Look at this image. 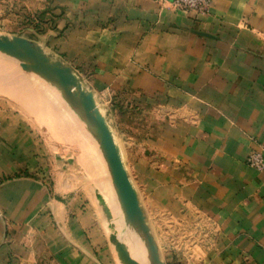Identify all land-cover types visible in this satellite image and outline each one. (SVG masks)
Here are the masks:
<instances>
[{
	"label": "crops",
	"instance_id": "crops-1",
	"mask_svg": "<svg viewBox=\"0 0 264 264\" xmlns=\"http://www.w3.org/2000/svg\"><path fill=\"white\" fill-rule=\"evenodd\" d=\"M0 13L104 106L166 263L264 264V173L245 163L264 157V0H212L205 16L158 0H0ZM36 139L0 99V264H114L84 189L43 173Z\"/></svg>",
	"mask_w": 264,
	"mask_h": 264
},
{
	"label": "water",
	"instance_id": "water-1",
	"mask_svg": "<svg viewBox=\"0 0 264 264\" xmlns=\"http://www.w3.org/2000/svg\"><path fill=\"white\" fill-rule=\"evenodd\" d=\"M0 55L6 57L22 72L30 73L49 85L73 116L87 129L103 159L120 207L123 229H130L136 235L151 259V264H166L161 260L159 247L142 211L111 127L101 113L93 92L83 85L70 66L25 38L0 34ZM95 198L107 223L105 233L108 243L119 262L141 264L133 258L115 230L113 216L103 196L95 192Z\"/></svg>",
	"mask_w": 264,
	"mask_h": 264
},
{
	"label": "rangeland",
	"instance_id": "rangeland-1",
	"mask_svg": "<svg viewBox=\"0 0 264 264\" xmlns=\"http://www.w3.org/2000/svg\"><path fill=\"white\" fill-rule=\"evenodd\" d=\"M13 22L8 19L7 15L0 13V34L14 36L13 34L17 32L12 27L16 24H13ZM23 23L21 22V24ZM49 54L54 57L57 56L56 53L49 52ZM83 85L88 86L86 83H83ZM0 99L15 110L17 115L27 121L29 126L33 128L37 139L41 141L42 148L48 151L46 155L48 162L47 164L42 163L41 167L43 173L47 172L49 174L50 171L53 173L55 169H58L56 167H60L58 172L61 171L65 175L75 176V180H78L81 185L80 189H84L87 202L97 211L99 225L103 228L106 236L107 223L95 198V192H99L101 195L102 193L93 179L94 173L98 174L104 185L106 184L105 187L109 195L116 201L120 215L121 211L113 193L103 159L87 129L73 116L49 85L30 73L22 72L2 55H0ZM96 102L101 113L105 116L104 106L97 99ZM114 139L118 145L115 137ZM81 140L84 142H81ZM84 149L86 152L81 151ZM130 180L132 181V179ZM46 182L48 183V181ZM127 236L131 245L136 248L138 244L136 235L128 229ZM108 245L113 254L114 264H121L109 243ZM141 246L143 247V245ZM143 249L145 250L144 247ZM160 255L161 260L166 263L164 251H161ZM148 259L151 260L149 257Z\"/></svg>",
	"mask_w": 264,
	"mask_h": 264
},
{
	"label": "bare ground",
	"instance_id": "bare-ground-1",
	"mask_svg": "<svg viewBox=\"0 0 264 264\" xmlns=\"http://www.w3.org/2000/svg\"><path fill=\"white\" fill-rule=\"evenodd\" d=\"M81 142H84V141L81 140ZM82 144H81V146H82ZM83 146H85V145L83 144ZM85 149L81 150V151L86 152ZM86 150H88V149H86ZM89 153H90V151H89ZM96 169H97V165H96ZM99 171H100V169H99ZM100 173H101V171H100ZM93 179L95 180L96 184L98 185V187L100 189V192L102 193V196L105 199V202H106L109 210L111 211V214L113 216L112 221H113V224L115 226V230L117 231L118 234H120V237L122 238L123 242L126 244V246L128 247L129 251L134 256L133 258H135L141 264H151L149 259H148V257H147V254H146L145 250L141 246L142 244L140 243L139 239H138V244H137L136 248L131 245V242L128 239V236H127L128 229H123V221H122V217H121L120 213L118 212L119 211L118 210V206H117L116 201L114 200V198H112L109 195V192L107 191V189L105 187L106 184L105 185L103 184L101 178L96 173L93 174Z\"/></svg>",
	"mask_w": 264,
	"mask_h": 264
},
{
	"label": "built area",
	"instance_id": "built-area-1",
	"mask_svg": "<svg viewBox=\"0 0 264 264\" xmlns=\"http://www.w3.org/2000/svg\"><path fill=\"white\" fill-rule=\"evenodd\" d=\"M167 2L173 8L183 12H190L195 15L205 16L208 14L212 0H158ZM246 165L260 173H264V157L262 151L252 150L245 159Z\"/></svg>",
	"mask_w": 264,
	"mask_h": 264
}]
</instances>
